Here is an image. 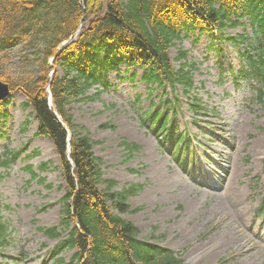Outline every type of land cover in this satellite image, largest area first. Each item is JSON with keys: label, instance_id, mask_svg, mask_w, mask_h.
Instances as JSON below:
<instances>
[{"label": "rangeland", "instance_id": "rangeland-1", "mask_svg": "<svg viewBox=\"0 0 264 264\" xmlns=\"http://www.w3.org/2000/svg\"><path fill=\"white\" fill-rule=\"evenodd\" d=\"M241 21L227 34L253 36L256 27L249 18ZM83 23L63 44L78 37ZM181 38L169 54L177 69L185 61L177 59L180 50L196 65L189 93L149 85L140 68L132 79L121 65L108 72V88L92 87V98L72 101L68 111L94 141L104 178L116 180L113 190L138 187L129 196L130 211L121 215L139 227L142 239L172 249L188 264H264V109L249 83L235 84L232 70L241 62L237 45L221 40L211 46L210 36L198 30ZM22 52L17 48L6 56V72H19ZM193 96L201 99L197 111ZM166 99L177 101L173 123L191 139L190 154L179 161L172 141L164 146L154 124L144 123L153 103L164 106ZM26 101L17 89L0 107V155L21 152L15 162L0 165V217L12 232L9 243L0 246V264H58L51 251L71 229L62 224L66 182L58 152L49 138L36 134L38 121ZM126 142L140 149L131 154ZM53 226L62 237L40 230ZM222 238L233 240L209 253ZM75 251L65 249L61 257L68 262Z\"/></svg>", "mask_w": 264, "mask_h": 264}, {"label": "trees", "instance_id": "trees-1", "mask_svg": "<svg viewBox=\"0 0 264 264\" xmlns=\"http://www.w3.org/2000/svg\"><path fill=\"white\" fill-rule=\"evenodd\" d=\"M246 17L256 27L253 37L227 34L226 29L243 24ZM81 20L78 37L63 44ZM197 29L214 43L226 39L239 47L247 63L234 73L235 81L248 80L264 109V0H0V78L26 95L25 106L33 108L38 121L36 134L53 142L66 182L62 224L72 227L51 251L58 264H187L172 249L142 239L139 227L121 215L130 211L128 199L138 187L113 190L116 180L104 178L94 141L76 125L67 106L92 98L88 92L97 84L107 88V72L122 63L133 78L136 68H142V79L152 86L174 90L180 84L189 93L196 65L180 50L177 59L185 61L177 69L169 49L183 33ZM17 48L24 64L12 75L4 60ZM177 104L171 99L164 106L153 103L144 123L151 121L164 141H172V152L182 160L190 153V140L177 132L176 113L170 115ZM200 104L193 96L192 109ZM125 146L131 154L140 149L137 143ZM19 153L0 155V165H9ZM47 166L43 163L41 169ZM102 183L107 189L100 188ZM40 229L50 238L62 236L56 226ZM10 234L0 217V246L9 243ZM68 248L76 250L69 262L60 256Z\"/></svg>", "mask_w": 264, "mask_h": 264}, {"label": "bare ground", "instance_id": "bare-ground-1", "mask_svg": "<svg viewBox=\"0 0 264 264\" xmlns=\"http://www.w3.org/2000/svg\"><path fill=\"white\" fill-rule=\"evenodd\" d=\"M232 240H233V238H230V240H229V239H225V238L219 239L218 242L216 243V245H215L213 248H211V249L209 250V253H214V255L217 254L218 251H219L222 247H224L225 245H228ZM243 245L245 246V245H247V244L244 243ZM208 256H209V255H208ZM262 261H264V259H263ZM238 264H247V263H246L245 261H241V262H239Z\"/></svg>", "mask_w": 264, "mask_h": 264}, {"label": "water", "instance_id": "water-1", "mask_svg": "<svg viewBox=\"0 0 264 264\" xmlns=\"http://www.w3.org/2000/svg\"><path fill=\"white\" fill-rule=\"evenodd\" d=\"M11 94V90L8 83L3 82L0 79V100L6 98Z\"/></svg>", "mask_w": 264, "mask_h": 264}]
</instances>
